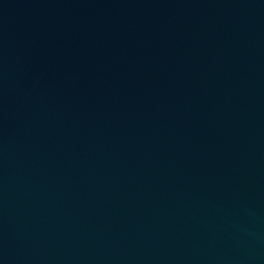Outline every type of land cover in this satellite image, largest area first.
Here are the masks:
<instances>
[{
  "label": "water",
  "instance_id": "water-1",
  "mask_svg": "<svg viewBox=\"0 0 264 264\" xmlns=\"http://www.w3.org/2000/svg\"><path fill=\"white\" fill-rule=\"evenodd\" d=\"M0 264H264V0H0Z\"/></svg>",
  "mask_w": 264,
  "mask_h": 264
}]
</instances>
